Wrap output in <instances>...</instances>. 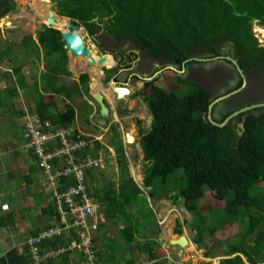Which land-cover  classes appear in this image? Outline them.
Returning <instances> with one entry per match:
<instances>
[{"label":"trees","instance_id":"1","mask_svg":"<svg viewBox=\"0 0 264 264\" xmlns=\"http://www.w3.org/2000/svg\"><path fill=\"white\" fill-rule=\"evenodd\" d=\"M50 2L57 14L52 15L56 27L63 29L66 23V18L58 15L69 17L72 22L84 27L99 51L117 53L118 61L125 65L136 58L138 50L150 56V61L155 58L174 66L175 69L167 70L173 74L177 86L165 87L158 80L159 74L152 80H145L137 91L148 89L141 91L140 98L150 115L147 128H143L140 118H135L140 134L138 144L145 160L141 184L153 201L169 199L191 214L190 220L184 222L193 231L191 241L197 245L204 241V235L213 234L225 224H238L234 237L216 238L213 241L215 246L223 247L224 256L218 259L217 264H264V104L240 111L222 125L214 124L206 117L207 113L214 121L220 122L233 109L247 102L217 111L215 101L208 110L209 102L216 96H212L210 90L199 81L184 78L183 72L179 71L181 67L200 60L193 57L216 55L225 47L246 80L254 75L260 79L264 89V42L260 43L255 34L261 39L260 31L255 26L264 30V0ZM14 8V0H0V17ZM39 14L44 19L43 12ZM253 24L255 32L252 30ZM100 33L109 35L115 43L129 41L130 44L120 48L116 45L106 47L96 37ZM35 36L36 41L30 34L22 36L19 41L21 56L13 59L12 66L15 82L22 89L23 96L31 97L34 113L39 118H48L54 125L70 124L75 113L73 107L66 103L59 109L50 95L44 94L65 91V88L68 90L69 85H65L64 79L70 75V71L66 68L67 54L60 31L41 24V28L35 30ZM0 53L13 54L7 45ZM104 55L103 68H106L111 65L112 58L109 54ZM41 59L44 70L37 73L33 68L23 73L25 60L34 63ZM225 61L229 62L228 59ZM94 71L98 73V70ZM87 78L86 72H80L77 82L70 81L72 87L78 83L86 91ZM240 82L238 77L231 89L237 88ZM261 100H264V93L254 99ZM1 103L5 104L2 99ZM6 110H11L16 121H20L19 132L24 143L26 136L23 134L21 117L24 111L14 109L12 102L6 105ZM118 112L122 113L121 109ZM116 126L109 124L110 135L106 139V144L112 146L115 152L116 166L119 168L116 176L113 163L106 157L110 155L109 150L104 144L93 140L94 150L99 148L103 151V162L109 168V176L97 183L91 193L98 203V210L104 215L102 221H97L96 231L88 244L92 251L91 262L136 264L135 256L144 254V264H170L156 256L155 250L160 243L154 215L150 206L139 207V199L145 202V196L143 189L126 171L123 144ZM24 152L40 174L39 190L46 191V186L39 181L42 168L38 159L30 148ZM85 172L92 178L89 169ZM61 180L68 183L73 181L64 177ZM24 182L30 183V176H25ZM205 192H208V199L213 198L220 205L201 210L199 200ZM22 208L0 213V227L16 226L20 229V235L24 236L21 244L10 246L0 253V264H32L28 246L24 242L25 236L35 235L40 229L48 227L54 216L53 203L48 198L40 205L39 212L31 214L34 220L27 221ZM109 222L120 223L115 230L116 236L108 235L105 224ZM29 223L35 225L29 226ZM176 225L174 230L179 233L181 228L177 221ZM78 240L74 227H70L68 233L62 231L42 237L36 243L39 253L47 249L61 250L53 257H45L40 264H80L86 261L82 247L71 245ZM186 245L190 248L194 246L190 241ZM207 249L205 255L211 256V247Z\"/></svg>","mask_w":264,"mask_h":264},{"label":"rangeland","instance_id":"2","mask_svg":"<svg viewBox=\"0 0 264 264\" xmlns=\"http://www.w3.org/2000/svg\"><path fill=\"white\" fill-rule=\"evenodd\" d=\"M15 2V8L13 11H9L5 13L3 16L0 17V44L5 43L7 45H11L14 43L15 45L11 46L12 52L17 55L18 49H22V46L18 41H20L21 37L30 34L31 37L36 39L35 36V30L41 28V24L43 21V16H41L39 13L45 12L47 9H53V3L47 2V1H37V0H14ZM67 20V19H66ZM255 24L252 25V30L255 32L254 27ZM257 30L261 31L263 30L262 28H259L255 26ZM65 28V25L63 29ZM79 31H81L84 42L85 44L88 45L89 47V53H94L95 51L97 53H101L98 49V47L92 42L90 37L88 36L87 31L84 29V27L79 26ZM258 41L260 43H263L264 41L261 40L257 33L255 32ZM96 37L99 39V41H102V43L106 47H111L115 46L117 48L120 47H125L126 45L130 44L129 41H120L115 43L114 40L107 34L100 33L96 35ZM19 46V47H18ZM94 50V51H93ZM137 51L138 54V60H143L145 61L144 63L139 62L138 65H134L131 67L135 68L136 71L141 73L142 75L146 76L149 75L154 69L160 67V60L153 58L151 62H147V60L150 61L152 59L150 56H147L143 54L141 51ZM105 54H109L112 56V63L111 65L107 66L106 69H101L99 70V73L94 74L93 68L92 70L90 67H93L95 64L94 63H87L82 57L79 59L80 55L77 56H70L67 54V62H66V68L70 71V75H66V79H64L65 85L68 86L65 88V91L59 90L57 92H47L46 94L50 95V97L53 99L54 102H58V108L60 109L65 103L70 104L73 109H74V118L72 120V123L75 124L79 129L87 132H93L97 135L100 136V141L104 144L106 143V139L110 135L108 126L110 122L116 123V127L118 130V135L123 134V131H127L129 134L131 133L135 138L136 136V127L133 123L132 120H135V118H140L142 120V125L143 128L148 127L150 115L147 113L146 108H145V103L142 101V99H138L140 97V92L139 93H132L130 97H124L132 106V117L135 116L133 119L131 117V123L130 121L128 122L127 117L124 116V113H117L111 112L107 118H102L98 115V112H95L92 114L90 112V116L92 119L88 117V113L90 110V107L88 105V102L85 100V97L90 98L88 93L91 94L93 91H91V86L94 84V82L97 83L96 89H99L98 91L104 92V94L108 97V100L110 101V108H112L114 105L118 107V104H116V101L113 100L112 98V91L110 90V84L112 83H104L103 81V74L106 71H109L110 68H113L112 66L115 65L116 60L113 57V54L110 52L106 51ZM115 56H117L116 53H114ZM89 55V54H88ZM21 56V51H19V56ZM228 57V56H226ZM232 57V56H231ZM200 59V58H199ZM198 59V60H199ZM225 59V58H224ZM222 59H215L212 58L210 60L207 59H200L198 62H193L190 64H187L184 67V70L181 69L180 72L182 71L183 74L182 76L184 78L188 79H194L200 82L204 87H207L212 96L218 95L221 92H224L225 88L232 87L235 84L234 78H232L230 75H222V81H221V76L219 74V69L220 68H226V63L225 60ZM125 62L127 60H124ZM135 64V63H134ZM111 66V67H110ZM24 69H27L28 71L32 70L33 68H36V71L39 69L43 68V62L42 59L38 60L36 62H31L30 60H25L24 65L22 66ZM99 67L97 68V70ZM168 68L162 67L161 69L157 70L155 73H153L152 76H147V79H151L154 75L157 76L159 75L160 83H162L165 87H175L178 85V83L174 80L173 74L167 70ZM115 70V69H114ZM85 71L88 75V79H90V83L87 86L88 90L85 91L84 88L81 89L79 84L77 83V86L72 87L71 85V80H75L77 82V77L80 72ZM111 71V70H110ZM101 72V73H100ZM221 74L223 72L221 71ZM125 74L122 73L120 74V79H123V76ZM248 81L245 82V86L243 87L242 91H245L246 89H250L249 86L251 84H256L260 87L252 88L254 90L251 92L249 91L248 94L240 96H236V100L238 102H245V101H250L253 99L260 98L262 94L264 93L263 87L258 83V77L251 75L247 79ZM126 83V82H125ZM129 84V88H135L138 85H140V82L136 81L135 83H126ZM252 87V86H251ZM71 91V92H68ZM147 89L142 90V92H146ZM69 93V95L66 94ZM88 92V93H87ZM66 100L65 103L63 101ZM62 102V103H61ZM96 107V105H95ZM224 109V108H231L229 105L225 104L224 99H219L216 102V110L218 109ZM125 124H124V122ZM126 120V121H125ZM93 121V123H91ZM126 122H128L126 124ZM6 123L0 122V135L7 136V137H12V138H20L21 141L23 140L20 132H19V124L20 121L17 120L15 117H12V119H9L8 123L6 126H4ZM98 124L99 126H97ZM80 125V126H79ZM125 142V141H123ZM123 144V143H122ZM16 148V146H14ZM22 150H25L24 143L21 144ZM109 150L110 155H106L108 159L113 163V170H114V175L116 176L118 174V167L116 166V160H115V152L113 150L112 146L107 147ZM18 150V149H17ZM19 151V150H18ZM123 153L124 157L126 160V171L128 174L133 178V180L140 186V188L143 189V194L145 198V202H143L141 199H139V207H146L150 206L154 215V222L156 223L157 229H158V235H157V240L159 241V246L156 248V256L157 258H164L166 263L170 264H201L204 261H209L210 264H217L218 259L222 255V248L221 246H215L213 244V241L216 238H224V237H230V239L233 236L234 233L238 230V224L236 223H229L225 224L221 229L216 230L213 234L211 235H204V241L200 245L195 244L194 242L190 241L191 236L193 235V231H190L187 224L184 222L189 221L191 218V214L188 213L183 209V207L180 204H174L172 203L169 199L165 198H160L155 201H153L147 194L145 188L141 184V179H142V169L145 163V160L142 158V152L137 146V142H130V143H124L123 144ZM8 156V153L5 154ZM110 156V157H109ZM101 165L99 169L96 171L97 175H92V182L89 181V187H92V185L95 184L96 178L98 177V183L101 180H106L109 176V168L104 164L103 159H104V154L103 152L100 151V156H99ZM115 176H113L115 178ZM137 177V178H136ZM89 179V176H88ZM16 180H19V178L16 177ZM7 182V178L0 177V188L2 189L1 184H5ZM10 184L14 185L17 184L15 180H10L8 181ZM0 189V190H1ZM14 190L13 187L10 189ZM47 191H41V192H36L33 194L32 201L34 204L40 203L46 196ZM208 194V192H207ZM206 192L203 195V197L199 200V208L201 210H204L207 207H214L217 205H220V202L213 199V198H207L209 195H207ZM6 195V193H4ZM2 200V199H1ZM6 200H9L10 203L15 204L17 202L16 197L14 195L8 194ZM4 203H1L0 205V210H6L4 207ZM22 209H24L22 212L24 213L23 217L27 221L34 220V217L32 216L34 211V207L30 209V206L28 205H22ZM208 209V208H207ZM32 214V215H31ZM96 214H99L97 217V221H102L104 219L103 213L97 210ZM25 220V221H26ZM176 221L180 224V232H175V227ZM105 229L108 231V235H114L116 236L115 230L117 229L118 226L117 224L113 223H106L105 224ZM146 234L148 232L146 231ZM178 234H184L188 240L194 245L193 247L190 248L189 245L184 244L183 246H178L174 243H170L169 239L177 236ZM24 236H20L19 232L16 231L15 229H12L10 227H5L0 229V253L14 245L21 244L23 242ZM95 241H98V237L95 238ZM208 247H211L212 250V255L211 256H206L205 253L208 251ZM121 251L119 250V253ZM145 256L144 254H139L135 256V262L136 264H142L144 263L143 261ZM120 264H123L121 262Z\"/></svg>","mask_w":264,"mask_h":264},{"label":"built area","instance_id":"3","mask_svg":"<svg viewBox=\"0 0 264 264\" xmlns=\"http://www.w3.org/2000/svg\"><path fill=\"white\" fill-rule=\"evenodd\" d=\"M22 130L26 136L25 150L31 149L42 168L39 181L46 186L47 198L52 200L54 214L48 227L25 237L31 263L40 264L45 257H53L61 250L47 249L39 253L36 243L42 237L62 231L68 233L69 228L74 227L79 240L73 241L71 245L82 247L86 253V261L80 264H93L88 244L96 231L99 214H96L98 204L91 193L99 179L97 177L95 184L89 187L92 178L85 171L89 169L93 176L97 175L96 171L102 164L99 158L101 150L93 148V140L103 144L101 135L83 131L73 123L54 125L48 118L41 119L33 112L24 113ZM104 145L109 147L106 143ZM61 177L72 178L73 181L68 183Z\"/></svg>","mask_w":264,"mask_h":264},{"label":"crops","instance_id":"4","mask_svg":"<svg viewBox=\"0 0 264 264\" xmlns=\"http://www.w3.org/2000/svg\"><path fill=\"white\" fill-rule=\"evenodd\" d=\"M5 45L7 44L1 43L0 50L1 49L3 50ZM12 45L14 46L15 44L12 43L11 45H7L9 47L10 53H13L11 49ZM1 53H0V122L6 123L4 125L6 126L9 119H12V117H14L11 110L4 111V108L9 102H12L13 108L19 111H22V110L23 111L25 110L34 111V110H33V103L31 102V97L23 96L21 92L22 89L17 86V83L15 82L14 74L12 71V66L14 62L13 59L18 58L19 51H17V55L14 53L11 55L6 54V53L1 54ZM91 68L92 67H90V69ZM40 70H44V66L42 69H39L36 72L38 73ZM22 71L25 74L29 72L27 69H24L23 67H22ZM12 90L13 92L11 94L10 91ZM46 93L47 92H44V94ZM1 99L4 101L5 104L1 103ZM58 102H59L58 100L57 102H55L56 106L59 105ZM65 102L66 100L63 101V103ZM95 110L96 109L94 105L93 106L91 105L90 112L94 114L96 112ZM90 112L88 113V116ZM90 119L92 118L90 117ZM91 123H93V121H91ZM21 144H23V141L21 142L20 139L0 135V177L7 178V182L5 184H1L2 189L0 188L1 189L0 190V202L5 201L7 207L5 208L6 210H2V211L0 210V213L6 212L8 210H15L17 208L22 207V205H28L30 206V209L34 207L35 208L34 211L39 212L40 205L45 203V201L47 200L48 194H46L45 198L40 203L34 204L32 201L33 193L41 192L39 190L41 189V187L38 183V178L40 174L35 169V166H33L32 160L27 156L26 152L22 150ZM14 146H16V148ZM7 153H8V156L5 155ZM25 176H28V177L30 176V179H31L30 183L24 182ZM16 177L19 178V180H16ZM10 180H15L17 184H14V185L10 184V182H8ZM12 187L14 190H11V193L17 199V202L15 204L10 203L9 200H6L8 194H11L10 189ZM4 193H6V195H4ZM34 225H35L34 223H31V224L29 223V226H34ZM8 227L18 231L20 235V229L16 228V226H8ZM1 228H5V227H0V229ZM23 234H25V232Z\"/></svg>","mask_w":264,"mask_h":264},{"label":"flooded vegetation","instance_id":"5","mask_svg":"<svg viewBox=\"0 0 264 264\" xmlns=\"http://www.w3.org/2000/svg\"><path fill=\"white\" fill-rule=\"evenodd\" d=\"M88 54H89L88 56H90L91 59H93L94 57H96V60L93 59V60H95V62H94L95 65L92 68L94 70H97V68L99 67V69H98V73H99V70L101 71V69H104L103 68L104 60H105L104 53H97L95 51L92 54L91 53H88ZM226 56L231 57L229 54L226 53V48L225 47H222L221 48V51L219 52V54L212 55V56H205V57H202V58L199 57L200 59H207V60H210L212 58H215V59H222V58L224 59L225 58L226 60L228 59L229 62L228 61H225L226 68H220L219 71H218L219 74H220V76H221V81H222V75H226V74L227 75H230L232 78H234V80H237L238 77L241 79V82H240V84L238 85L237 88L234 87V88L231 89V87H229V88L227 87V88H225L227 90H225L224 92H221L220 94L215 95V96L224 95L227 92H230L232 90H235L234 92L228 94L226 97L222 98V99H224L225 104H227L229 106H232V107H236V105L241 104V103H245V102H247L246 104H250L251 102H257V101H254V99L253 100H250V101H245V102H238V100L235 99L237 95L240 96V94H242V95L248 94L250 90H251V92H253L254 90H252V88H256V87H258V85H256V84H253L252 85L251 84L252 87L249 86V88H250L249 90L246 89L245 91H242L243 90V87L245 86V82H247L248 80H246V76L244 75V81L242 82V77L240 76L239 72L237 71L235 65ZM113 57L115 58L116 63H115V65L112 66L113 68H110L111 71L109 70V71L104 72V74H103V81H104V83H107V82L108 83H112L113 82L112 84H110V90L112 91V98H113L114 101H116V104H118V107H116V105H114L112 108L115 109V111H117V113H118V110L121 109V111L124 113V116L127 117L128 122L130 121V123H131V120L135 116L132 117V106L128 102L129 100H127L124 97L126 96L128 98V97H130V95L132 93H134V94L138 93L137 91L143 86L144 81L145 80H150V79H147L148 78L147 76H152L153 73H155L157 70H159L162 67H165V68H174V66H172V64H170V63H165V62H163V61L160 60V64H162V66L154 69L149 75L144 76L141 73H139L138 71H136L134 67H133V69H131L132 66L138 65L139 62H142V63L145 62L143 60H138V55L136 56L135 59L133 58L132 60H130L128 65H125L124 62H122V61H118V59H119V55L118 54H117V56H115V54H113ZM147 61L148 62H151L149 60H147ZM147 61H146V63H147ZM181 69L184 70V67H181L180 70ZM221 71L223 72V74H221ZM82 72H85V71H82ZM122 73H124L125 75L123 76V79H120V74H122ZM94 74H95V71H94ZM154 77H155V75L151 78V80L154 79ZM136 81L140 82V85H138L135 88L133 87L132 89L129 88V84H126V83L133 84ZM114 83L121 84V85L125 86V88L127 89V92L122 93L120 98H117L116 97L115 91L113 90ZM258 83L260 84V79L259 78H258ZM87 85H88V83H87V80H86V86ZM96 85H97V83H96ZM141 91L142 90H140V93H142ZM102 95H103L104 101L107 103V105L110 106V101L108 100V97L104 94V92H102ZM138 99H141V98L138 97ZM246 104H244V105H246ZM235 109H237V108H235ZM131 117H132V119H131ZM132 121H133V123H134V125L136 127V136L137 137L135 138L132 135L133 136V139L130 140V141H128L126 139V133H127V131H123V134L121 135V137L119 135V138H120V140H121V142L123 144L124 143L135 142V141L138 142V138L140 136V134L138 132V126L136 125L135 120H132ZM123 122H124V120H123ZM128 122H126V124ZM124 124H125V122H124ZM123 141H125V142H123Z\"/></svg>","mask_w":264,"mask_h":264},{"label":"water","instance_id":"6","mask_svg":"<svg viewBox=\"0 0 264 264\" xmlns=\"http://www.w3.org/2000/svg\"><path fill=\"white\" fill-rule=\"evenodd\" d=\"M42 1H47L50 2V0H42ZM54 14V11L52 9L49 8L47 14L45 15L44 19L42 22L49 24L51 26H54L55 28L60 30V34H61V39L63 41V47L66 50V53L69 54L70 56L74 57L77 55H80L82 57H85V61L87 63L91 62V57L88 56L89 53V47L87 44H85L84 42V38L83 35L81 33V31H79V25H77L76 23L72 22L70 20L69 17L65 18L66 23H65V28L64 29H60L58 27H56L55 24V19L52 17V15ZM194 59H199V57H193ZM230 59V61L235 65L237 71L239 72L240 76L242 77V82L244 81V74L242 72V70L240 69V67L237 65L236 60L233 57H227ZM87 83H90V80L87 79ZM113 90L115 91L116 97L120 98L121 94L124 92H127V89L123 86L120 85H114L113 86ZM235 90H232L230 92L225 93L224 95H219L214 97L208 104V110L210 109L211 105L213 104V102L222 99L224 97H226L228 94L234 92ZM90 96L92 97V100L95 101V103L97 104L98 107V115L102 118H104L107 115V106L104 102L103 99V95L101 94L100 91L96 90L93 93L90 94ZM264 104V100L261 101H257V102H251L250 104H246L243 106L238 107L237 109L232 110L230 113H228L227 115L224 116V118L220 121V122H216L214 121L210 114L207 113L206 117L208 118L209 121H211L214 124L217 125H222L223 123H225V121H227V119L240 112L243 111L245 109L251 108V107H255V106H260ZM208 112V111H207ZM126 139H127V135H126ZM170 243H174L178 246H183L185 243H187L188 239L184 234H179L171 239H169ZM223 257V256H220Z\"/></svg>","mask_w":264,"mask_h":264},{"label":"clouds","instance_id":"7","mask_svg":"<svg viewBox=\"0 0 264 264\" xmlns=\"http://www.w3.org/2000/svg\"><path fill=\"white\" fill-rule=\"evenodd\" d=\"M53 10V9H52ZM54 11V10H53ZM54 14H56L55 13V11H54ZM57 15V14H56ZM58 16H60V15H58ZM60 17H65V16H60ZM42 24H45L46 26H51V25H49V24H46V23H44V22H42ZM51 27H54V26H51ZM60 31V30H59ZM33 38V37H32ZM34 39V38H33ZM34 41H36V39H34ZM66 51V50H65ZM101 52V51H100ZM101 53H105V52H101ZM67 54V53H66ZM112 54V53H111ZM112 57V56H111ZM111 67V66H110ZM88 79V78H87ZM90 80V79H89ZM113 83V82H112ZM88 85H89V83H88ZM87 85V86H88ZM114 85H120V86H123V85H121V84H117V83H114ZM113 85V86H114ZM86 86V89L88 90V87ZM123 87H125V86H123ZM86 90V91H87ZM101 92V91H100ZM88 93V92H87ZM101 94H102V92H101ZM88 95H89V97L90 98H87V97H85V100L88 102V105H89V107H90V110H89V112L91 111V105L93 106L94 105V107H95V105H96V107H95V111L96 112H98V107H97V104L95 103V101H93L92 100V97L90 96V94L88 93ZM104 99V98H103ZM105 102V101H104ZM66 104V103H65ZM105 104H106V106H107V115L104 117V118H107L108 116H109V114L111 113V112H115V109H113V108H110V106L109 105H107V103L105 102ZM33 113H34V111H32ZM24 113H29V111H27V110H25L24 111ZM31 113V112H30ZM23 115L24 114H22V116L21 117H23ZM91 114H89V118L91 117L90 116ZM72 123V122H71ZM111 123H113V124H115L114 122H110L109 124H111ZM97 126H99L98 124H96ZM116 125V124H115ZM108 128H109V126H108ZM137 146L139 147V144H138V142H137ZM139 149H140V147H139ZM141 150V149H140ZM25 151V150H24ZM98 204V203H97ZM4 207H7V205L5 204L4 205ZM97 210H98V208H97ZM99 211V210H98ZM179 235V234H178ZM188 239V238H187ZM189 241V240H188ZM187 241V242H188ZM191 241V240H190ZM224 256V255H223ZM221 258V257H220Z\"/></svg>","mask_w":264,"mask_h":264},{"label":"bare ground","instance_id":"8","mask_svg":"<svg viewBox=\"0 0 264 264\" xmlns=\"http://www.w3.org/2000/svg\"><path fill=\"white\" fill-rule=\"evenodd\" d=\"M48 10L49 9H47L45 12H43V14L44 15H46L47 14V12H48ZM60 17V16H59ZM61 18V17H60ZM65 18V17H64ZM260 34H261V40H263L264 41V30H261L260 31ZM94 51V50H93ZM80 58H82V56H80ZM84 60L86 59L85 57L83 58ZM93 59H95L96 60V57H94ZM93 59H91V62L90 63H94L95 62V60H93ZM243 85V84H242ZM96 87H97V85H96V82H94V84H92V86H91V91H96V90H99V89H96ZM236 93V92H235ZM232 95V94H231ZM121 96V95H120ZM212 106V105H211ZM258 108V107H257ZM243 113V112H242ZM239 114V113H238ZM212 117V116H211ZM230 119V118H229ZM229 123V122H228ZM126 135H127V140L128 141H130V140H132L133 139V136H131L128 132L126 133ZM144 182V181H143ZM144 184V183H143ZM185 244H187V243H185ZM264 263V262H263ZM259 264V263H258ZM261 264V263H260Z\"/></svg>","mask_w":264,"mask_h":264}]
</instances>
